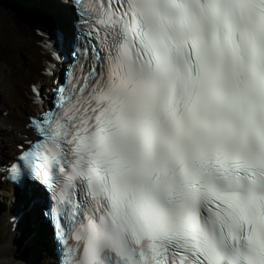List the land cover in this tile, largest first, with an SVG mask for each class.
<instances>
[{
    "label": "snow or ice",
    "instance_id": "obj_1",
    "mask_svg": "<svg viewBox=\"0 0 264 264\" xmlns=\"http://www.w3.org/2000/svg\"><path fill=\"white\" fill-rule=\"evenodd\" d=\"M74 3L92 67L11 165L63 264H264V0Z\"/></svg>",
    "mask_w": 264,
    "mask_h": 264
},
{
    "label": "bare ground",
    "instance_id": "obj_2",
    "mask_svg": "<svg viewBox=\"0 0 264 264\" xmlns=\"http://www.w3.org/2000/svg\"><path fill=\"white\" fill-rule=\"evenodd\" d=\"M9 4H8V3ZM0 0V61H3V73L2 81H4L9 88L11 95L15 103L19 106L28 103V110L23 109L26 114L24 117L8 112L4 116L3 123L9 125L12 130L15 143L18 146L22 140L32 139V133L27 126L28 118L31 114L36 113L45 107L49 99V92L47 91V86L52 82V77L47 73H40L48 62L49 57L45 55L47 48L41 41L37 40L35 36L28 32L20 23H18L11 14H17L18 19L25 25L35 28L34 20L26 15L17 5L11 3L9 0ZM1 11L8 12L6 14L1 13ZM11 13V14H10ZM32 15V14H30ZM47 15V16H45ZM42 20L48 21H58L57 15L50 10L42 11L41 14L36 15ZM69 23V21L67 22ZM40 84L44 87L41 89L42 96H46L47 100L34 96L32 91V86L36 85L38 88ZM0 169L5 170L4 162L0 158ZM9 185V182L8 184ZM8 191L13 194L15 198V203L11 210L3 215L2 219L6 227L10 226L12 230L17 229L16 223L11 221V215L14 212H19L21 209H26L28 211L27 217L29 220H33L35 216L36 207L32 206L33 196L36 193L29 194L26 190L21 191L14 187H8ZM38 194H42L38 191ZM20 201V205L19 202ZM10 223V224H8ZM31 235H35L34 240H38V232L33 228L30 229ZM2 228H0V264H32L36 258L37 248H28L26 244L31 242V237H24L21 242L17 239L12 244L6 241L3 245L2 240ZM21 235V232L19 233ZM12 234H9V238H12ZM43 241V240H42ZM38 244L36 243V246ZM33 253V255H32ZM34 257V258H33ZM53 261L51 260V263Z\"/></svg>",
    "mask_w": 264,
    "mask_h": 264
},
{
    "label": "rangeland",
    "instance_id": "obj_3",
    "mask_svg": "<svg viewBox=\"0 0 264 264\" xmlns=\"http://www.w3.org/2000/svg\"><path fill=\"white\" fill-rule=\"evenodd\" d=\"M16 1L25 5V6H22L25 9L29 8V9L36 10V11L37 10L47 11V9L44 6H40V4L37 6V3H38L36 2L37 0L36 1L35 0H16ZM43 1H47V0H43ZM6 13L7 12H3V14H6ZM11 15H14L15 20H19L16 13L15 14L13 13ZM60 17L64 19L63 16H60ZM3 67H4V63L3 61H0V157L2 158V160H5L6 158L10 157L13 152H15L17 148L15 149L14 147H16L17 145L14 140V135L10 134L8 125L3 123L2 117L7 115L8 112H11L13 109H15L16 112H19L21 107L16 105L9 88L7 87L6 83L2 81ZM22 107L24 109L27 108L25 105H23ZM8 201H9L8 196L7 197L3 196L0 198V209L1 210L5 208H10L12 204L11 202L8 203ZM44 232L46 234V227H45V230L43 229V233ZM38 235L40 237L39 233ZM35 258L36 260L32 264H43L41 257L35 256Z\"/></svg>",
    "mask_w": 264,
    "mask_h": 264
}]
</instances>
